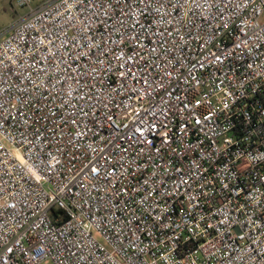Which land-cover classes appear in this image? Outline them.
<instances>
[{"label": "built area", "instance_id": "1", "mask_svg": "<svg viewBox=\"0 0 264 264\" xmlns=\"http://www.w3.org/2000/svg\"><path fill=\"white\" fill-rule=\"evenodd\" d=\"M0 264H264V0H52L0 38Z\"/></svg>", "mask_w": 264, "mask_h": 264}, {"label": "rangeland", "instance_id": "2", "mask_svg": "<svg viewBox=\"0 0 264 264\" xmlns=\"http://www.w3.org/2000/svg\"><path fill=\"white\" fill-rule=\"evenodd\" d=\"M50 1L52 0H35L30 7L21 8L16 5L15 0H0V38L21 19Z\"/></svg>", "mask_w": 264, "mask_h": 264}]
</instances>
